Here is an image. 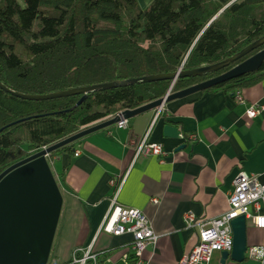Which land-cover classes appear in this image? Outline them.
I'll list each match as a JSON object with an SVG mask.
<instances>
[{
    "label": "trees",
    "instance_id": "obj_1",
    "mask_svg": "<svg viewBox=\"0 0 264 264\" xmlns=\"http://www.w3.org/2000/svg\"><path fill=\"white\" fill-rule=\"evenodd\" d=\"M138 79L135 0H0V81L49 94ZM43 101L0 89V174L31 154L127 109L138 83ZM75 152V143L49 156ZM59 179L64 176L62 172Z\"/></svg>",
    "mask_w": 264,
    "mask_h": 264
},
{
    "label": "water",
    "instance_id": "obj_2",
    "mask_svg": "<svg viewBox=\"0 0 264 264\" xmlns=\"http://www.w3.org/2000/svg\"><path fill=\"white\" fill-rule=\"evenodd\" d=\"M138 83V79L113 81L49 94H23L0 81V89L24 100L43 101L83 95ZM139 115V108L127 109L89 126L57 143L44 147L0 174V264H48L64 206V196L49 156L98 130Z\"/></svg>",
    "mask_w": 264,
    "mask_h": 264
},
{
    "label": "crops",
    "instance_id": "obj_3",
    "mask_svg": "<svg viewBox=\"0 0 264 264\" xmlns=\"http://www.w3.org/2000/svg\"><path fill=\"white\" fill-rule=\"evenodd\" d=\"M131 140L140 142L139 115L129 119L126 128L113 125L79 139L72 155L62 153L51 160V166L56 161L61 164L57 178L64 172L58 178L64 196L58 235L64 232L72 254L86 247L102 224L115 192L112 180L119 183L126 177L119 203L143 212L141 155L135 156ZM76 151H80L78 156ZM129 240L130 236H124L115 244ZM53 261L54 255L50 264Z\"/></svg>",
    "mask_w": 264,
    "mask_h": 264
},
{
    "label": "built area",
    "instance_id": "obj_4",
    "mask_svg": "<svg viewBox=\"0 0 264 264\" xmlns=\"http://www.w3.org/2000/svg\"><path fill=\"white\" fill-rule=\"evenodd\" d=\"M121 112L112 117L120 116ZM128 121L129 119L121 117L115 126L126 128ZM129 145L134 147L136 157L141 155L140 142L131 140ZM75 154L78 156L80 151H76ZM125 179L126 177H122L119 183L111 181L115 192L109 210L91 242L86 247L74 250L72 264H145L143 212L125 207L118 200ZM124 236H130V240L116 245V239Z\"/></svg>",
    "mask_w": 264,
    "mask_h": 264
},
{
    "label": "rangeland",
    "instance_id": "obj_5",
    "mask_svg": "<svg viewBox=\"0 0 264 264\" xmlns=\"http://www.w3.org/2000/svg\"><path fill=\"white\" fill-rule=\"evenodd\" d=\"M52 169L54 171V174L57 173V175H58V172L61 170L60 162L56 161V163H54L52 165ZM55 177H56V175H55ZM56 179H57V182L59 183V186H60V182H59L57 177H56ZM58 233H59V228L57 229V233L55 236V240H54V244H53V248H52V253L50 256V261H52L53 255H54V261L52 262V264H72L71 263V261H72V250L68 246L69 241H67V238L64 236L63 231L61 232L60 235H58ZM48 264H50V262Z\"/></svg>",
    "mask_w": 264,
    "mask_h": 264
}]
</instances>
